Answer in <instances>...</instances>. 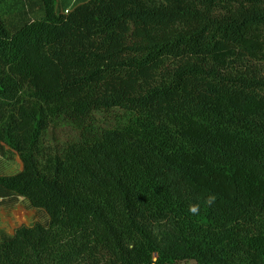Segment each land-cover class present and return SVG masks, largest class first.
Wrapping results in <instances>:
<instances>
[{"label":"trees","instance_id":"16d2710c","mask_svg":"<svg viewBox=\"0 0 264 264\" xmlns=\"http://www.w3.org/2000/svg\"><path fill=\"white\" fill-rule=\"evenodd\" d=\"M27 1L0 6V187L49 218L0 264H264V0Z\"/></svg>","mask_w":264,"mask_h":264},{"label":"rangeland","instance_id":"374dc122","mask_svg":"<svg viewBox=\"0 0 264 264\" xmlns=\"http://www.w3.org/2000/svg\"><path fill=\"white\" fill-rule=\"evenodd\" d=\"M0 5L4 11V14L7 17V20L11 21L20 13L22 14L23 10H25L26 6L28 5V1L0 0ZM78 138H79V134L77 130L63 124H51L44 135L43 142L45 147L47 148L53 150H60L65 144L69 143L72 140H76ZM0 155H17V154L9 150L4 153H1L0 151ZM18 168L19 166H18V162L15 159V156L9 157V159H6V161H2V160L0 161V173L7 171L16 172L18 171ZM27 203H28L27 201H23L20 203L19 207H17L15 211L7 212L8 213L7 218L8 219L11 218L12 220L11 223L7 222L9 226L8 229L11 233L14 232V229L18 225L26 223V219L23 218L21 211L29 212L31 214V217L29 218L28 221L29 223H33L35 221H42V222L48 221V214L45 210L33 208L30 204ZM16 211L18 212L17 214ZM176 264H193V261H182Z\"/></svg>","mask_w":264,"mask_h":264},{"label":"crops","instance_id":"0c3cea01","mask_svg":"<svg viewBox=\"0 0 264 264\" xmlns=\"http://www.w3.org/2000/svg\"><path fill=\"white\" fill-rule=\"evenodd\" d=\"M86 1H88V0H58L57 1V7H58L59 11L66 13L67 10L68 11L72 10L77 5L82 4ZM23 12L30 13L29 16H31V14H32L31 13L32 11H30L28 5L26 6V9L23 10ZM37 12L41 13V10H38ZM20 16H21V13L18 16H16L14 19H12L11 21H17L20 18ZM0 151H1V153H4L6 151H9V148L0 142ZM14 156H15L16 161L18 162V166H19L18 171H16V172L7 171V172L0 173V175H11V174H15V173L22 170L23 162L19 159L18 155H0V161L1 160L6 161V159H9V157H14ZM8 163H9V161H8ZM23 201H27L28 202L27 204H30V202L27 199H25L23 197H19L15 194H12V193H8L4 188L0 187V216H1V219H0V239L7 237V236L14 235L16 229L22 225H32L33 223L36 222L35 221L33 223H29L28 221H29V218L31 217V214L29 212L21 211L23 218L26 219V223L18 225L14 229V232H12V233L9 231V229H8L9 226H8L7 222L11 223L12 220H11V218H9V219L7 218L8 217L7 212L8 211H12V212L15 211L17 209V207H19L20 203ZM33 208H35V207H33ZM17 213L18 212L16 211V214ZM48 218H49V216H48ZM40 222H42V221H40ZM7 232H8V234H7Z\"/></svg>","mask_w":264,"mask_h":264},{"label":"clouds","instance_id":"9594fccd","mask_svg":"<svg viewBox=\"0 0 264 264\" xmlns=\"http://www.w3.org/2000/svg\"><path fill=\"white\" fill-rule=\"evenodd\" d=\"M216 201V195L215 194H209L207 198L205 199L204 203L208 206L211 207ZM188 212L191 215H199L200 212V204H189L188 205Z\"/></svg>","mask_w":264,"mask_h":264},{"label":"built area","instance_id":"2783aa9c","mask_svg":"<svg viewBox=\"0 0 264 264\" xmlns=\"http://www.w3.org/2000/svg\"><path fill=\"white\" fill-rule=\"evenodd\" d=\"M68 12V10L66 11V13Z\"/></svg>","mask_w":264,"mask_h":264}]
</instances>
